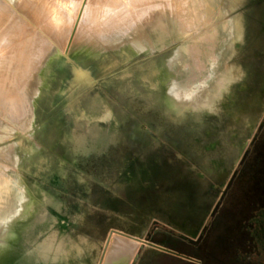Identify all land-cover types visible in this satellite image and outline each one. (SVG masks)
<instances>
[{"label":"rangeland","instance_id":"rangeland-1","mask_svg":"<svg viewBox=\"0 0 264 264\" xmlns=\"http://www.w3.org/2000/svg\"><path fill=\"white\" fill-rule=\"evenodd\" d=\"M69 239L264 264V0H0V248Z\"/></svg>","mask_w":264,"mask_h":264},{"label":"bare ground","instance_id":"bare-ground-1","mask_svg":"<svg viewBox=\"0 0 264 264\" xmlns=\"http://www.w3.org/2000/svg\"><path fill=\"white\" fill-rule=\"evenodd\" d=\"M187 223L189 228L188 230L195 232L200 224V221H196L194 225L192 224V221ZM71 241L72 240L69 239L66 243L64 242L62 244L60 248L62 251L61 254L56 256L48 254L45 260L39 259L36 256H24L22 259H16L14 256L16 253L12 251L1 250L0 248V264H92L86 262L89 259L88 250L78 244L72 243Z\"/></svg>","mask_w":264,"mask_h":264},{"label":"water","instance_id":"water-1","mask_svg":"<svg viewBox=\"0 0 264 264\" xmlns=\"http://www.w3.org/2000/svg\"><path fill=\"white\" fill-rule=\"evenodd\" d=\"M147 243L150 244V245H152V246L158 247V248H160V249L166 250V251H172V250L169 249V248H166V247H164V246H161V245L155 244V243H153V242H147Z\"/></svg>","mask_w":264,"mask_h":264},{"label":"flooded vegetation","instance_id":"flooded-vegetation-1","mask_svg":"<svg viewBox=\"0 0 264 264\" xmlns=\"http://www.w3.org/2000/svg\"><path fill=\"white\" fill-rule=\"evenodd\" d=\"M200 227H201V222H200V224H199V226H198V228H197V230L194 232H192V230H188L189 232H191V233H194V234H196L197 232H198V230L200 229Z\"/></svg>","mask_w":264,"mask_h":264}]
</instances>
